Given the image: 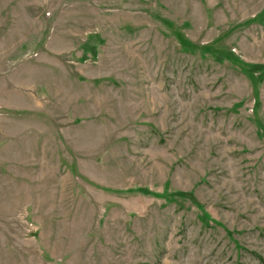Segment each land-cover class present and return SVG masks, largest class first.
Here are the masks:
<instances>
[{"label": "rangeland", "instance_id": "1", "mask_svg": "<svg viewBox=\"0 0 264 264\" xmlns=\"http://www.w3.org/2000/svg\"><path fill=\"white\" fill-rule=\"evenodd\" d=\"M0 264H264V0H0Z\"/></svg>", "mask_w": 264, "mask_h": 264}]
</instances>
